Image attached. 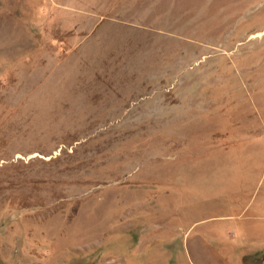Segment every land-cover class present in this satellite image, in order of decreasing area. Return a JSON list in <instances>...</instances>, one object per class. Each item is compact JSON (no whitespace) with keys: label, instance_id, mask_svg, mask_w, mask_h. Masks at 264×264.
I'll return each instance as SVG.
<instances>
[{"label":"rangeland","instance_id":"obj_1","mask_svg":"<svg viewBox=\"0 0 264 264\" xmlns=\"http://www.w3.org/2000/svg\"><path fill=\"white\" fill-rule=\"evenodd\" d=\"M0 264H264V0H0Z\"/></svg>","mask_w":264,"mask_h":264},{"label":"trees","instance_id":"obj_2","mask_svg":"<svg viewBox=\"0 0 264 264\" xmlns=\"http://www.w3.org/2000/svg\"><path fill=\"white\" fill-rule=\"evenodd\" d=\"M245 259H247V257H246V258H244V260H245Z\"/></svg>","mask_w":264,"mask_h":264}]
</instances>
